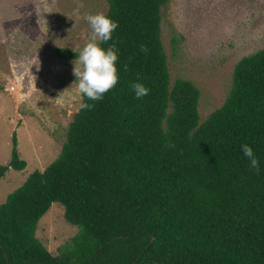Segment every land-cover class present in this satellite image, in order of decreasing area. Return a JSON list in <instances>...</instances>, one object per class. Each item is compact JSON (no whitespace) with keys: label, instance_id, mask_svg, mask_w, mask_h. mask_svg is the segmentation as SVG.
<instances>
[{"label":"trees","instance_id":"obj_1","mask_svg":"<svg viewBox=\"0 0 264 264\" xmlns=\"http://www.w3.org/2000/svg\"><path fill=\"white\" fill-rule=\"evenodd\" d=\"M105 1L118 28L101 47L116 42L118 83L78 109L57 158L0 204V264H264V48L236 63L224 103L200 124L197 88L169 87L160 37L169 0ZM137 78L149 88L141 99ZM25 167L13 135L0 180ZM53 204L76 229L57 252L36 237Z\"/></svg>","mask_w":264,"mask_h":264},{"label":"rangeland","instance_id":"obj_2","mask_svg":"<svg viewBox=\"0 0 264 264\" xmlns=\"http://www.w3.org/2000/svg\"><path fill=\"white\" fill-rule=\"evenodd\" d=\"M107 11L105 0H0V165L10 161L13 135L26 162L0 180V204L59 155L81 100L76 60L55 50L78 53L89 36L83 16ZM161 17L169 87L183 79L197 88L201 124L224 103L236 63L264 48V0H169ZM75 233L53 204L36 237L57 252Z\"/></svg>","mask_w":264,"mask_h":264},{"label":"clouds","instance_id":"obj_3","mask_svg":"<svg viewBox=\"0 0 264 264\" xmlns=\"http://www.w3.org/2000/svg\"><path fill=\"white\" fill-rule=\"evenodd\" d=\"M83 20L88 25L89 36L75 55L76 64L73 66V75L78 97L82 101L79 108L91 110L94 104L88 101L95 102L103 99L104 94L118 83L116 42L113 40L108 47H101V44L112 40V33L118 28V24L103 12L86 13ZM139 51L145 52V46L140 45ZM130 89L136 99H141L149 93V88L140 82L139 78L130 82ZM240 150L247 158L249 168L259 172V161L252 147L244 143L240 145Z\"/></svg>","mask_w":264,"mask_h":264}]
</instances>
